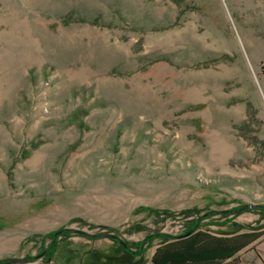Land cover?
Here are the masks:
<instances>
[{
  "label": "rangeland",
  "instance_id": "1",
  "mask_svg": "<svg viewBox=\"0 0 264 264\" xmlns=\"http://www.w3.org/2000/svg\"><path fill=\"white\" fill-rule=\"evenodd\" d=\"M252 1L0 0V259L153 264L158 238L131 257L91 236L132 252L195 219L264 232V210L242 208L264 205Z\"/></svg>",
  "mask_w": 264,
  "mask_h": 264
},
{
  "label": "trees",
  "instance_id": "2",
  "mask_svg": "<svg viewBox=\"0 0 264 264\" xmlns=\"http://www.w3.org/2000/svg\"><path fill=\"white\" fill-rule=\"evenodd\" d=\"M254 210L263 211L264 205L261 204L259 207H254ZM203 217L209 216L203 215ZM190 230L193 231L188 235H184ZM68 231V229H59L47 234V237H51L52 241L44 248L41 253L42 256L46 255L49 258V255L56 248L55 239L62 234L67 235ZM263 233V231L251 229L250 231L236 234L230 233L231 235L218 236L212 234L207 229H202L198 219H195L191 220L184 228V232L179 235L165 233L146 235L139 242L132 243V246L135 247V251L132 252L128 249L130 246L126 241L127 247L124 248L119 241L111 240L118 243L124 252L128 253L131 257H137L142 255L145 246L151 244L155 238L160 239V243L156 246L150 258L153 264H241L235 254ZM97 237H101V235L94 234L91 236V238ZM36 258H38V255L29 256L28 260ZM0 264H8V258L0 259Z\"/></svg>",
  "mask_w": 264,
  "mask_h": 264
},
{
  "label": "crops",
  "instance_id": "3",
  "mask_svg": "<svg viewBox=\"0 0 264 264\" xmlns=\"http://www.w3.org/2000/svg\"><path fill=\"white\" fill-rule=\"evenodd\" d=\"M250 230H241L236 231L231 234H236L240 232H245ZM262 231V230H261ZM214 235H231L228 234H220V233H213ZM240 260L241 264H264V233L259 236L257 239L249 242L247 245H245L243 248H241L236 254Z\"/></svg>",
  "mask_w": 264,
  "mask_h": 264
},
{
  "label": "water",
  "instance_id": "4",
  "mask_svg": "<svg viewBox=\"0 0 264 264\" xmlns=\"http://www.w3.org/2000/svg\"><path fill=\"white\" fill-rule=\"evenodd\" d=\"M259 206H261V204H255V205H245V206H243L242 208H248V207H259ZM193 230H190V231H188L186 234H184V235H188V234H190L191 232H192ZM102 237H108V238H110V239H113V240H117V241H119L120 242V244H121V246H123L124 248H126V243L123 241V240H121V239H119L116 235H114V234H110V233H103V234H100ZM28 260V258H9L8 259V263H21V262H24V261H27Z\"/></svg>",
  "mask_w": 264,
  "mask_h": 264
},
{
  "label": "bare ground",
  "instance_id": "5",
  "mask_svg": "<svg viewBox=\"0 0 264 264\" xmlns=\"http://www.w3.org/2000/svg\"><path fill=\"white\" fill-rule=\"evenodd\" d=\"M239 2H242L243 6L242 8L246 9L248 12H251L253 10L252 0H238ZM238 2V3H239Z\"/></svg>",
  "mask_w": 264,
  "mask_h": 264
}]
</instances>
